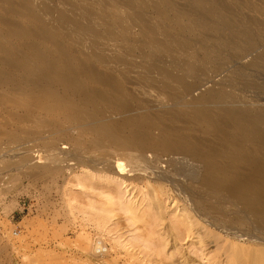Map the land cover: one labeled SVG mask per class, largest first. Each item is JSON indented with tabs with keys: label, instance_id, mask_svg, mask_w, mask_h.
<instances>
[{
	"label": "rangeland",
	"instance_id": "rangeland-1",
	"mask_svg": "<svg viewBox=\"0 0 264 264\" xmlns=\"http://www.w3.org/2000/svg\"><path fill=\"white\" fill-rule=\"evenodd\" d=\"M2 1H0L3 4H0V10H4V13L0 11V18L9 19V21L13 19L7 12V6L4 5L9 2H11L10 4L13 3L12 7L23 16L27 12L24 9L34 12L33 16L34 14L36 15L34 19H30L27 16L22 17L23 19H16L17 22L20 21L21 25L27 27L30 25V29L35 33V39L33 36L32 39L30 38V42L38 44L45 52H54V49L51 48V43H40L41 40L36 35V31L44 28V32L48 35H59L65 41L70 53L73 52L75 58L78 56L77 60L79 62L93 63L94 68L98 72L101 71L100 73L111 72L115 79L123 85V93L127 104L131 108V115L149 114L153 121L157 119L154 121L156 126L159 124L158 121H160V124L163 123L173 128L175 132L177 127L180 128L178 131H181L176 132L178 135L190 137L195 133L192 138L194 139L195 137L194 140L198 141L194 142L198 143L202 136L193 125H190V122L188 125L185 117L178 114L180 108L177 106L188 104L190 107L203 108L204 106L216 107L218 104L251 105L256 103L260 105L264 103V69L253 66L250 63L251 59L254 58L253 56L256 57L262 53L264 43L259 42L256 49L248 54L237 55L238 49L235 50V48L230 47L227 50H222L214 41L201 38L200 34H205L204 31H198V34H196L197 32L190 31L184 24L186 20L195 21L197 17L194 15L197 13V9L201 10L202 6L205 8L206 4L204 3H209L210 0H204L203 5L201 4L200 7L196 6L193 0ZM216 1H221V4L228 7V11L225 13L231 12L225 15L222 11L223 14H221L225 17L233 18L234 21L239 20L241 24L245 23L244 25L248 27L251 26L249 24H252L251 29H253V25L255 27L256 25H261L259 28L262 27V30L257 35L261 39L257 37V41L263 40L264 42V0ZM17 2H22L23 4H18L15 8L14 4L16 5ZM225 3L228 4L226 5ZM185 6L188 9L190 8V10L195 6L192 9L194 13L187 10ZM174 12L179 13L181 17L174 15ZM185 17L186 19H184ZM238 17H242L243 20ZM37 19L38 21H36ZM26 20L28 21L26 22ZM250 21H256L257 24L256 22H253L255 23L253 24ZM196 22L200 23L201 21L196 20ZM4 27L0 24L2 33L7 31ZM145 29L149 32L145 33ZM4 37V44H13L22 49L21 45L19 46L14 40H11L6 35ZM153 38L160 40L163 43L162 46L151 47ZM173 38L178 43L167 54L164 47ZM70 39L74 42L70 43ZM76 50L79 51L77 52ZM1 56L2 53L0 54ZM152 63L157 64L162 69L161 73L149 69ZM185 85L190 86L188 90L185 89ZM0 96H3L0 97V102H2L1 104H3L2 107L5 111L0 110V132L2 131L1 134L7 133V135L6 133L4 135L0 134V264H166L167 260V264H177L179 261V264H240L242 262V264H261V262L258 263L261 259L258 255H256L255 258L257 259L255 261H253L254 258L251 260V255L258 251L257 247H253L250 244L247 245V243L240 242L236 238L239 229L233 226L235 225V209L232 207L234 204L228 202L223 193H220V195L204 186L201 180L199 181L202 169L198 161L194 164L195 161L191 163L190 158L181 155H165L159 152L146 153L145 158L148 161L154 162L156 156L158 157L157 160H161L158 167L160 171L156 172L163 174V182L154 179L153 176L150 178L141 177L142 179L139 178V180L127 176V178L123 179L118 177L117 174L110 172L107 168L105 170L103 165L94 164L93 166L95 155L85 154L83 150L75 152L69 145L53 140V137L50 139L49 137H42L46 141L41 139V141H36V143L30 133H35L38 127L33 128L26 126L27 124L17 125L10 117V114H14L15 107L17 112L18 110L22 111L25 106V103L20 101L19 93L13 94L9 90L3 89L0 90ZM8 99L14 100V102H10V105L6 102ZM5 102L6 104H4ZM15 102L16 104H14ZM171 109L175 110L172 111ZM160 111L166 112L165 116L160 117ZM103 112L105 119L118 118L111 115L110 109L105 108ZM1 119L4 120L1 121ZM166 119L167 121L170 120L172 124L170 121L166 122ZM163 120L164 122H162ZM47 121L52 123V120H46L43 126L38 125L42 128H39V130L46 129ZM4 122L7 123L5 124ZM180 122L183 126L187 123V127H183ZM172 125L174 126L172 127ZM14 130L16 131L14 132ZM25 131H27L26 134ZM154 131L157 132L153 130V135L157 136L158 132L154 133ZM181 132L182 134H180ZM27 133L30 134V137ZM26 140L31 141L25 142ZM53 142L56 147L55 153L53 152L52 154L47 150H53L49 147V144H53ZM201 142L203 143L202 138ZM45 147L46 149L44 150ZM72 150L74 151L73 153ZM72 155L73 158L71 157ZM76 155L77 157L80 155V157L77 158ZM56 156L59 159L61 158L60 160L62 161H59ZM50 158L53 162H51ZM86 158L87 160H85ZM53 159L57 161L55 160V162ZM80 159L83 161L89 160V162L93 161L90 169H88L89 167L78 165L77 161ZM125 161L124 159L123 162L125 163ZM44 163H46V168ZM54 164L58 166L57 169ZM193 164L194 166H192ZM41 166L44 167L42 168L43 170ZM51 168L55 171H52ZM186 168H189L188 171ZM37 169H39V172ZM173 170L175 173L183 170V173L174 177L175 173ZM31 173L34 174V177L36 176V180ZM194 173L196 174L195 176ZM187 175H190V178ZM228 178L231 179V176ZM172 183L173 185H171ZM185 185L188 186L185 187ZM202 185L203 187H201ZM214 193H216V196ZM206 194L208 197H206ZM195 201L198 202L196 203ZM223 201L228 203L224 205ZM202 205H205V208ZM122 207H124L123 211ZM222 208L223 210H221ZM193 209L196 210L194 211ZM227 209L230 210L228 211ZM130 210H133V213ZM127 211L131 213H124ZM181 212L182 214L180 215ZM195 212L196 214H193ZM224 212L227 214L224 215ZM217 215L219 217L222 216L220 217L222 219H216ZM138 216L139 218H137ZM200 216L203 217L201 218ZM131 217L133 218L132 221ZM184 218L188 224H191H189L190 226L186 224ZM134 219L137 220L135 221ZM212 220L216 221V223L212 222ZM177 223L182 225L180 224L178 227ZM215 226L216 229H214ZM201 227L205 228V230L201 231L206 236L204 244L196 241L197 237L193 231ZM242 230L247 231L248 228L246 227ZM181 233L187 236L184 235V237ZM258 233L255 236L260 238L259 240H263L264 233L262 231H258ZM163 239L166 240L164 241ZM147 240H150V242ZM97 241L101 242L103 248L101 254L94 248V244ZM149 243H152V245ZM191 244L192 246H190ZM155 248L157 250L160 249L161 253L156 250V253H158L156 254L154 252ZM251 250L253 251L251 252ZM248 257L251 258L249 259ZM171 258L172 260L169 262ZM173 259L175 260L173 261ZM236 259H239L238 262L240 263H237Z\"/></svg>",
	"mask_w": 264,
	"mask_h": 264
},
{
	"label": "bare ground",
	"instance_id": "bare-ground-1",
	"mask_svg": "<svg viewBox=\"0 0 264 264\" xmlns=\"http://www.w3.org/2000/svg\"><path fill=\"white\" fill-rule=\"evenodd\" d=\"M0 1H2V0H0ZM5 1H7V0H5ZM193 1H194L193 3H195V5L198 7H200L201 4L203 5V3H204V0H193ZM2 2H4V1H2ZM169 2H171V1H169ZM220 2L219 1L217 2L216 0H210L209 3H207V2L204 3V4H206L205 8H203L204 6H202L201 10L197 9V13H195V15H194L197 17L196 20H199L201 22L197 23L196 20L195 21L186 20V21H184V24H186V26L189 28L190 31L197 32L196 34H198V31H204L205 34L199 33L200 36H202L201 38L205 39V40H209V41H211V40L214 41L217 44V46L222 50H227L230 47L235 48V50L238 49V53H236L237 55L248 54L249 52L254 51L256 49L259 42L264 43L263 40L257 41V37H258L257 35L259 34L260 30H262L261 29L262 27L259 28V26H261V25L258 24L259 26L256 25V27L253 25V29H251L250 27L252 26V24H249L251 26L248 27L247 25H244L245 23L241 24L239 20L234 21L233 18H231V19H233V20H231L229 17H225L224 15H222L223 13L226 15L227 13H231V12L229 11V12L225 13L226 11H228L227 10L228 7L221 4ZM10 3L11 2H9L8 4L5 3L4 5L7 6V12L11 15V17H13L14 20H16V19L19 20L20 18H22V17L24 18L25 16H27L30 19H34V16H36L35 14L33 16L34 12L32 13L31 11L24 9L25 7L23 9L25 10V12L26 11L27 12L23 16L21 13L17 12L12 7L13 3L12 4H10ZM179 3H180V1H179ZM0 4L3 5L2 3H0ZM18 4L22 5L23 3L17 2L16 5L14 4L15 8ZM183 4H185V3L183 2ZM173 5H174V3H173ZM178 6H180V5H178ZM231 6H229V7L231 8ZM171 7L172 6L170 4V8ZM194 7L192 9H194ZM181 8H182V5H181ZM192 9L190 10V8L189 9L187 8V10H190L191 12L194 13V10H192ZM232 9H233V7H232ZM233 10L236 11L235 9H233ZM3 11H1V12L4 13ZM222 11H223V13H222ZM191 12H188V13L192 14ZM235 13H238V12H235ZM174 15H176L177 17L180 16L179 13H175V12H174ZM228 16H230V15H228ZM236 16H238V15L236 14ZM238 18H242V17H238ZM38 19L36 21H38ZM184 19H186V17ZM12 20L9 21V19L6 20L3 18H0V24H2L3 27L5 25L4 28H5V30H7L6 32H3V33L0 30V51H1L0 54L2 53V56L0 57V90H3V89H5L7 91L9 90V92H12L13 94L19 93L20 101L25 103V106L24 107L22 106L23 110L22 111L20 110L21 112L18 109L17 110L19 112L18 111L16 112V110H15L16 107H15V109H14L15 112L13 111L14 114L13 113L10 114V117L14 121L15 124H17V125H26L27 124L26 126H30L33 128L38 127V130L37 131L35 130V133L32 132V133H30L31 135L29 133H27L28 136L30 135L31 137H33V139H35V142L41 141V139L45 140V138H47V137H49V139L53 137V140L69 145L70 148L73 149L75 152H77V151L81 152V150H83V152H85V154H88L91 156L95 155L96 158L93 157L94 158L93 160H94V162L96 161V163L91 161V162H93V166H94V164H98V165L100 164L101 166L103 165L105 170L107 168L110 172L117 174L118 177H122L123 179L127 178V176L132 177L133 179H138V180L141 177L142 178L143 177H149L150 178L153 176L154 179L163 182V177H162L163 174L161 175L160 172H156L159 170L158 167H159L161 160L160 159L157 160L158 157L156 156L154 158V162L148 161L145 158L146 153H158L159 152L160 154H165V155H181V156H185V157L190 158L191 163H194V161H195L194 164H196L197 163L196 161H198L199 164L201 165V169H202L201 176L198 174L200 176L199 181L201 180V183H203L204 186L215 191L216 193H218V194L223 193V195L226 196L228 202H230L231 204H234L232 207L235 209L236 213L234 212V214H235L234 224L235 225H233V226L234 227L236 226V228L239 229L238 236H236L237 233L235 234L236 238L239 239L240 242L243 241L244 243H247V245L250 244L253 247H257L258 251H255L251 255L252 258L251 257H248V258L249 259L251 258V260L254 258L253 261H255V259H257L255 257H256V255H258L261 258L259 261L257 260L258 263L261 262V264L262 263L264 264V239L259 240L260 238L255 236V235L259 234L258 231L259 232L262 231L264 233V103H261L260 105H258L256 103L251 104V105H243V104L242 105H224V104L221 105V104H218V106H216V107L204 106L203 108L190 107L188 104H181V105L177 106L180 108V110L178 111V114L185 117L187 119L186 121L188 122V125L190 122V125H193L195 127L196 131L202 136L201 138L203 139V143L201 142V138L199 139L200 140L199 142H201V143H199V142L197 143L194 141H198V140H194L195 137H194V139L192 138L195 135V133L192 134V132H191V134L193 135V136H190L191 138L189 136H186V135H178L176 132L180 128L177 127L176 128L177 131L175 132L173 130V128H170L163 123L160 124V121H158L159 124H157V126H156V124H154V121H156L157 119H154V121H153L151 115H149V114L140 113L137 115H131L130 114L131 108L127 104V102L125 100L124 93H123V85L115 79V77L113 76V74L111 72L108 71L105 74L100 73L101 71L98 72L94 68L95 66H93L94 65L93 63L91 64L90 62L89 63L79 62L77 60L78 56L75 54L77 56V58H75V56H73L74 53L73 52H72L73 54L70 53L69 48L65 44V41L63 40V38H61L58 35V32H57V35L59 37L56 35H52V34L48 35L46 32H44V30H43L44 28L39 30V31H36V35L41 40L40 43H42V42H45L47 44L51 43V46H52L51 48L54 49V52H45L40 48V46H38V44H36L34 42H30V38L32 39L33 36L35 39V33L32 32V30L30 29V25L27 27L25 25H21V23H19L20 21L17 22V20L16 21H14V20L12 21ZM242 20H243V18H242ZM27 21L28 20H26V22ZM237 21H239V22H237ZM23 22H25V21H23ZM244 22H245V20H244ZM246 22H248V21H246ZM250 22H252V21H250ZM253 22H256V21H253ZM253 24H255V23H253ZM256 24H257V22H256ZM33 27H35V26H33ZM31 28H32V26H31ZM33 30H34V28H33ZM35 30H37V29H35ZM58 31H59V29H58ZM148 32L149 31L145 29V33H148ZM60 34H62V33H60ZM5 35L7 37H9L11 40H14L19 46L21 45L20 47H22V49H19L16 45H13V44H8V45L4 44V39H5L4 36ZM263 37H264V35H263ZM66 39H67V37H66ZM259 39H261V37ZM72 41L73 40H71L70 43H72ZM177 43H178V41H175L174 38H173V40H170V42H167L166 46L164 47V49L166 50V53L169 54L170 50L174 46H176ZM162 44L163 43L160 40L153 38L150 46L151 47H155V46L161 47ZM45 46H47V45L45 44ZM73 46H74V44H73ZM42 47H43V45H42ZM51 48H50V50H51ZM47 49H49V48H47ZM72 51H74V50L72 49ZM253 57L254 58L251 59L250 63L253 66H258V67L264 69V48H263V51L261 54H259L256 57L255 56H253ZM86 59H87V57H86ZM188 66L190 68H192L191 65L188 64ZM149 69L156 71V72H159V73H161V71H162V69L155 63H152L149 66ZM189 87L190 86L185 85L186 90H188ZM0 97H3V96H0ZM3 99H5V98H3ZM12 101L14 102V100H11V99L6 100V102L9 103L10 105H11ZM6 102L4 104H6ZM1 103L2 102H0V110L5 112L4 108L2 107L3 104H1ZM14 104H16V102ZM18 107H20V106H18ZM21 108H19V109H21ZM105 108L110 109L111 115L114 117H118V118L117 119H105L104 118V112H103V109H105ZM167 110H169V109H167ZM173 110H175V109H173ZM165 113L166 112L160 111V117L165 116ZM167 113H168V111H167ZM172 113H174V112H172ZM156 115H158V114L156 113ZM8 116H9V114H8ZM176 116H178V115H176ZM41 118H43V119H41ZM153 118H155V117H153ZM158 118H159V116H158ZM173 118H174V116H173ZM49 119L52 120V123L47 121L48 125H47L46 129L45 130L44 129L39 130V128H41L39 126H43L44 125L43 123ZM2 120H4V119H1V121ZM169 121H167V119H166V122H169ZM186 121L184 120V122H186ZM158 122H156V123H158ZM162 122H164V120ZM177 122H178V119H177ZM170 123L172 124L171 121H170ZM180 123H179V125H180ZM182 123H183V121H182ZM182 123H181V125H182ZM9 125H10V123H9ZM181 125H180V127H181ZM186 125H187V123H186ZM186 125H184V126H186ZM173 126L174 125H172V127ZM1 127H3V126H1ZM4 128H5V126H4ZM43 128H45V127H43ZM153 130H156L158 132L157 136L153 135V133H152ZM15 131L16 130H14V132ZM180 131H178V132H180ZM185 131H188V130L186 129ZM1 132H0V134H1ZM3 132H5V131H3ZM7 132H10V131H7ZM26 132L27 131H25V134H26ZM157 132L154 131V133H157ZM4 134H1V135H4ZM180 134H182V132ZM6 135H7V133H6ZM8 136H9V134H8ZM42 137H45V138H42ZM5 139H6V137H5ZM27 139H29V138L27 137ZM85 139H87L86 140L87 142L85 141ZM13 140H15V139H13ZM18 140H20V139L18 138ZM18 140H15V141H18ZM24 140H25V138H24ZM10 141H12V140H10ZM28 141L26 140L25 142H28ZM42 142H43V140H42ZM54 142H53V144H49L50 149H53V150H47V151H50L52 154H53L55 147H56ZM17 144H19V143H17ZM37 145H39V144H37ZM46 147L44 148V150L46 149ZM83 147H84V149H83ZM15 148H16V146H15ZM73 150H72V153L74 152ZM50 152H49V154H50ZM56 152H58V151H56ZM16 154H17V152H16ZM65 154H67V153H65ZM73 155L71 156L72 158H73ZM58 156H59V154H58ZM58 156H56V158ZM47 157H50V156H47ZM52 157L55 158L53 155H52ZM76 157H77V155H76ZM78 157H80V155ZM57 159L59 161H62V160H60L61 158L60 159L57 158ZM74 159H75V157H74ZM124 159L126 160L125 163L123 162ZM53 160L55 161L56 159H53ZM85 160H87V158ZM85 160L84 161L81 159L78 160L77 161L78 165H80L81 167L85 166L86 168L89 167L88 169H90V165L92 166L91 162H89V160L88 161H85ZM51 162H53L52 159H51ZM64 162H65V160H64ZM41 163H42V161H41ZM46 163H47V161H46ZM46 163H44L45 168H46ZM57 163L59 164V162H57ZM52 164H50V165H52ZM173 164H174V162H173ZM194 164L192 166H194ZM54 165H56V164H54ZM30 166L32 167V165H30ZM169 166H171V165H169ZM44 167L41 166V169ZM103 167H101V168L103 169ZM165 167H167V166H165ZM23 168H25V167H23ZM35 168H33V169H35ZM57 168H58V166L56 167V169ZM54 169L51 168L52 171H55ZM181 169H182V167H181ZM186 169L188 171L189 168H186ZM25 170H28V169L25 168ZM31 170H32V168H31ZM38 170L39 169H37V171ZM91 170H92V168H91ZM190 171H191V169H190ZM41 172H43V171H41ZM105 173H106V171H105ZM174 173H175V171H174ZM182 173H183V170L182 171L179 170L178 172H176L174 174L175 175L174 177H176L177 175L180 176V175H182ZM31 174L33 175L32 177H34V174L33 173H31ZM186 174H187V172H186ZM41 175H44V174H41ZM166 175H164V176H166ZM190 175H187V176L189 177ZM195 175L196 174L194 173V176ZM27 176H29V175H27ZM229 176H231V179L228 178ZM35 177H34V179H35ZM30 178H31V176H30ZM165 182H167V181H165ZM191 182H192V180H191ZM165 185H166V183H165ZM171 185H173V183ZM188 185H185V187H187ZM191 185H192V183H191ZM191 185H189V186L191 187ZM179 186H180V184H179ZM201 187H203V185ZM176 188H177V186H176ZM180 190H181V188H180ZM182 190H183V188H182ZM186 190L188 191L187 188H186ZM184 192H185V190H184ZM210 192L212 193V191H210ZM178 193H180V192H178ZM203 193H201V194H203ZM216 193H214V195ZM178 197H180V196L178 195ZM206 197H208V195ZM209 199H211V198H209ZM109 200H110V198H109ZM205 200H207V199L205 198ZM213 200H214V198H213ZM200 202H203V201H200ZM211 202H209V203H211ZM223 202H224V205L226 203H228L227 201H223ZM107 203H108V201H107ZM186 203H187V201H186ZM221 205H220V207H221ZM203 207L205 208V205ZM123 208L124 207H122V211H123ZM127 208H129V207H127ZM196 208H197V205H196ZM229 208H230V206H229ZM126 210H128V209H126ZM215 210H216V208H215ZM221 210H223V208ZM131 212L127 211L124 213L127 214V213H131ZM211 213H214V212H211ZM181 214H182V212L180 213V215ZM193 214H196V212ZM208 214H210V213L208 212ZM226 214L224 212V215H226ZM139 216L137 218H139ZM195 217H196V215H195ZM200 217L202 218L203 216H200ZM220 217H222V216H220ZM220 217L218 216L216 219H218ZM185 218H187V217H185ZM153 219H154V217H153ZM220 219H222V218H220ZM132 220H133V218L131 217V221ZM152 221H154V220H152ZM228 221H230V220H228ZM204 222H205V220H204ZM212 222L216 223V221H213V220H212ZM224 222H226V221H224ZM218 223H220V222H218ZM155 224H157V223H155ZM180 224L177 223L176 225H178V227H179ZM186 224H188L187 220H186ZM217 224H216V226H217ZM183 225H185V224H183ZM209 225H210V223H209ZM216 226L214 229H216ZM246 227L248 228V230L243 231L242 229H244ZM180 228H181V226H180ZM202 230H205V228L201 227V228L193 230V231L197 237L196 241H199V243L201 242L204 244V239L206 238V236H205L204 232L201 233ZM186 231H187V229H186ZM217 231H219V230H217ZM220 231H221V229H220ZM220 231H219V233H220ZM187 232L189 233V231H187ZM227 233H229V232L227 231ZM181 234L183 235V233H181ZM247 234H249V235H247ZM184 235H186V234H184ZM222 235H224V234L222 233ZM165 237H168V236H165ZM146 239H148V238H146ZM150 239H151V237H150ZM191 240H189V241H191ZM193 240H194V238H193ZM148 242H150V240ZM161 242H162V240H161ZM221 242H223V241H221ZM149 244L152 245V243H149ZM156 244H158V243H156ZM165 245H166V243H165ZM156 246H158V245H156ZM190 246H192V244ZM94 248L96 251H98V253H100V254L102 253L103 248L101 246L100 241H97L94 244ZM164 248H166V247H164ZM156 250L157 249L155 248V251L154 250L153 251L155 253L157 251L161 253L160 249H159L160 251L159 250L156 251ZM179 251H180V249H179ZM199 251L201 252V250H199ZM245 251H243V252L245 253ZM252 251L253 250H251V252ZM155 253H153V254H155ZM174 253H176V252H174ZM156 254H158V253H156ZM236 254L237 253L235 252V255ZM238 255H239V253H238ZM172 258L169 260V262L172 260ZM244 258H245V256H244ZM174 260L175 259H173V261ZM236 260H237V263H240V262H238L239 259H236ZM240 260H241V258H240ZM251 260H250V263H251ZM182 261H184V260H182ZM167 262H168V260H167ZM167 262H166V264H167ZM179 263H180V261H179ZM179 263H177V264H179ZM242 263H240V264H242ZM163 264H165V263H163ZM170 264H172V263H170ZM181 264H185V263H181Z\"/></svg>",
	"mask_w": 264,
	"mask_h": 264
}]
</instances>
